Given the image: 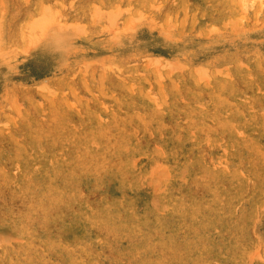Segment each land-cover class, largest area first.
<instances>
[{"label": "rangeland", "instance_id": "1", "mask_svg": "<svg viewBox=\"0 0 264 264\" xmlns=\"http://www.w3.org/2000/svg\"><path fill=\"white\" fill-rule=\"evenodd\" d=\"M0 264H264V0H0Z\"/></svg>", "mask_w": 264, "mask_h": 264}]
</instances>
